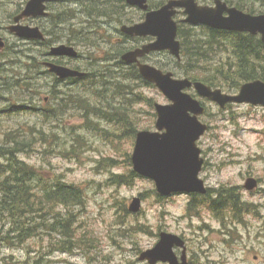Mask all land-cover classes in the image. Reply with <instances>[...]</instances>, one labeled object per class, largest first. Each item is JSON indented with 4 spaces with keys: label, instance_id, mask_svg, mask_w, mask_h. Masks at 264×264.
Masks as SVG:
<instances>
[{
    "label": "rangeland",
    "instance_id": "374dc122",
    "mask_svg": "<svg viewBox=\"0 0 264 264\" xmlns=\"http://www.w3.org/2000/svg\"><path fill=\"white\" fill-rule=\"evenodd\" d=\"M28 1L0 0V35L6 42V47L0 50V146L4 144L5 135L11 132L18 131L20 139L35 138L32 149L18 153V158L33 166L45 179L40 183L36 176L35 182L41 187L52 183L76 184L83 189L85 198L83 204L74 208L75 217L69 224L74 231L72 246L66 243L68 237L59 233L58 223L51 226L57 222L55 218L68 216L71 209L65 205L50 207L43 227L39 225L42 219L33 216L36 232L25 242L14 239L13 223L0 213V264H149L140 260V254L158 243L162 231L178 234L187 241L189 264H264V108L244 103L229 104L223 109L202 98L193 88L188 89L208 108L201 120L209 125V129L198 141L204 158L200 177L212 191L210 201L216 197L217 189L236 188L247 206L239 213L238 220L228 206L222 219L206 203L200 204L196 213L188 212L192 195L187 193L159 200L153 193L157 191L155 182L136 172L130 184L119 183L115 178L117 175L129 177L134 171L132 154L137 133L156 129L155 104L170 102L156 85L135 77H121L132 73L130 65L121 64L119 60L135 42L119 39L120 26L143 20L145 12L122 0L116 3L119 4L116 10H110L114 13L111 17L99 16L97 19L101 24L93 28L91 21L94 18L84 11L86 7H92V0H87L89 3L59 0L51 4V17L28 18L22 22L40 26L51 33L50 46L74 45L83 55L75 63L88 72L107 71L111 75L109 90L100 96L89 88L90 81L87 86V82L58 83L59 90H55V79L46 73L43 65L47 56L52 59L50 46L20 38L9 30L14 15ZM168 1L150 0V5L159 7L156 5ZM197 1L203 5L214 3V0ZM226 1L232 6H237L238 1L248 3L254 9L253 14L264 13V0ZM64 11L73 12L76 17H68L67 22L56 27V15ZM184 18V9H180L176 20L181 22ZM194 29L201 35L200 26ZM77 31L89 35L82 36L81 42H71V33ZM16 51H24L26 55ZM27 55H32L36 60L34 64L40 68L32 71L36 89L32 94L14 84L29 71L25 68L29 64ZM148 62L173 72L177 78L188 77L184 70L186 61L179 65L168 52L152 55ZM120 83L130 86L131 94H117ZM220 88L230 94L239 91ZM60 90L79 91L95 111L104 114L59 107L57 118L52 112L45 115L50 108L59 105V97L55 95L59 92L57 95L60 96ZM134 98L141 100L131 102ZM16 105L24 108L15 110ZM109 114L116 115L111 120ZM128 121L133 122L132 126L128 125L131 127H126ZM30 131L34 136L23 134ZM41 132L46 135V141L41 138ZM0 162L6 163L7 158L0 156ZM249 178L258 181V187L253 191L245 188ZM137 196L142 198V206L139 212L133 213L129 205ZM176 253L181 258L182 249H176Z\"/></svg>",
    "mask_w": 264,
    "mask_h": 264
},
{
    "label": "water",
    "instance_id": "95a60500",
    "mask_svg": "<svg viewBox=\"0 0 264 264\" xmlns=\"http://www.w3.org/2000/svg\"><path fill=\"white\" fill-rule=\"evenodd\" d=\"M57 0H29L24 9L14 16V23L9 30L20 38H46L38 26L22 24L30 17L47 16V3ZM131 6L146 11L145 19L134 24H123L122 33L132 37L151 36L155 39L135 49L126 51L122 59L127 64H137L142 77L155 84L170 100L167 104L156 103V130H141L137 133L132 163L139 175L152 179L158 193L168 197L175 193L206 194L208 187L200 177L204 165L202 149L198 141L207 132L209 126L201 120L207 107L188 92L193 88L202 98L217 103L225 108L229 103H248L264 107V81L254 80L244 83L238 93L230 94L221 88H214L201 80L188 77L177 78L171 71H164L142 59L152 53L168 51L177 59L182 58V44L178 38V22L175 16L184 9L186 18L183 22L191 25H206L214 29L260 34L264 43V13L252 14L225 0H215L214 5H202L197 0H169L160 8L149 10L148 0H127ZM6 46L0 35V49ZM53 56L77 57V49L68 44L51 47ZM49 70L60 79L84 77L86 72L52 61L46 62ZM255 178H249L245 187L257 188ZM142 206L140 196L134 197L129 205L133 213ZM176 248L182 249L181 258ZM140 260L149 264L158 262L168 264H189L185 239L175 233L162 231L160 240L151 249L140 254Z\"/></svg>",
    "mask_w": 264,
    "mask_h": 264
},
{
    "label": "trees",
    "instance_id": "16d2710c",
    "mask_svg": "<svg viewBox=\"0 0 264 264\" xmlns=\"http://www.w3.org/2000/svg\"><path fill=\"white\" fill-rule=\"evenodd\" d=\"M76 2L87 1V0H72ZM91 1V0H90ZM122 0H92L90 4L92 7H86V15L94 18L91 21V26L93 28L99 27L101 22L98 21V17L105 15L111 17L114 13L113 10L118 7ZM88 2V1H87ZM89 3V2H88ZM162 3L157 4L160 6ZM237 7L240 9H246L251 13H254L252 5L248 3L244 4L240 1L236 3ZM106 6V7H103ZM91 7V8H90ZM65 15L67 18H65ZM55 18L56 27L64 22L68 21L69 18L76 17L75 14L69 13L68 11L59 12ZM121 16V15H119ZM121 20V18H117ZM70 26V25H69ZM55 27V28H56ZM71 27V26H70ZM201 35L195 31L194 27L184 24H179V38L182 44V59L177 60V64L184 62L185 75L192 80H201L212 87H226L231 90H239L242 84L254 80L264 81V43L257 36L243 33V32H233L224 31L219 29H214L206 26H200ZM71 30V29H70ZM89 33L85 31H77L76 33H71V42L82 41V36H88ZM83 37V38H84ZM200 37H204L201 39ZM16 53L24 54V51H16ZM118 54V52H117ZM221 55V57H219ZM29 64L25 67L28 71L25 75L21 76L20 79L15 80L13 83L16 86H23L22 90L29 94L35 93V84H33L34 75L32 71L40 69L37 64H34L35 58L32 55H27ZM119 63L125 64L121 59ZM130 72L126 73L121 77H135L136 79L149 84L145 81L141 74L139 73L138 67L136 65H130ZM109 75L106 72L93 71L81 80V82H89V88L94 89L95 93L102 96L109 88L107 87L109 82ZM58 80L55 81V90L58 88ZM13 84V85H14ZM8 85V84H7ZM120 90L117 94L127 95L131 94L129 91L130 86H126L120 83ZM127 91H126V90ZM39 90V89H37ZM62 94L59 96V92L55 95L59 97V102L57 107L50 108L45 115L49 112L53 113L56 117V113H59V107H72L83 109L86 112L93 110L91 112H100L99 114H104L100 110L95 111L89 102L82 98V93L79 91H67L64 92L60 90ZM128 91L130 93H128ZM64 94V95H63ZM27 98V96H26ZM140 98L131 99V102L140 101ZM27 101L31 102L30 99ZM88 102V103H87ZM22 105H16L15 110L20 109ZM24 108V107H22ZM112 118L116 114H109ZM126 127H131L133 122L128 121ZM131 125V126H128ZM30 133L24 132V135H31ZM19 133L11 132L7 133L5 136L4 144L0 146V156L7 158L6 163L0 162V213L7 217L12 223V231L14 234V239L19 242H25L30 237H34L36 229L33 225L35 215H38L40 219L39 225L43 227L42 223H45V216L47 215V210L54 205H65L71 210L68 211L67 217H57L56 223L51 226H55L58 223L59 233L68 237V242L70 246L74 244V231L69 224H71L75 217L74 208L78 205L84 203V191L79 185L76 184H65V183H52L50 186L41 187L35 182V177L39 176V182L42 183L43 179L38 175L37 171L33 166L27 163L25 160L18 158V153L26 152L32 149L34 146L35 138H19ZM43 140H47L46 135L42 132L40 133ZM67 150V149H66ZM64 152V151H62ZM67 154L68 151H65ZM64 152V153H65ZM136 173L131 171V176H119L115 178L119 179V183L130 184V179L134 177ZM211 189L206 195L195 194L192 195V200L188 204V212H195L199 209L200 204H208L209 208L214 211L215 215L222 219L223 211L226 206H228L234 217H239V213L243 208H246L243 204L239 193L236 188H221L217 189L216 197L211 198ZM159 200H163V197L154 190ZM145 198V194L141 195ZM213 196V195H212ZM215 196V195H214ZM213 196V197H214ZM227 207V208H228ZM124 210H128L124 208ZM61 216V213H59ZM57 230V229H55Z\"/></svg>",
    "mask_w": 264,
    "mask_h": 264
},
{
    "label": "flooded vegetation",
    "instance_id": "af4514ba",
    "mask_svg": "<svg viewBox=\"0 0 264 264\" xmlns=\"http://www.w3.org/2000/svg\"><path fill=\"white\" fill-rule=\"evenodd\" d=\"M57 1H59V0H57ZM57 1H55V2H57ZM127 1V0H126ZM55 2H49V3H47V9H48V11L50 12V7H51V4L52 3H55ZM149 4H150V0H149ZM161 6V5H160ZM159 6V7H160ZM159 7H154V9H156V8H159ZM153 8L151 7V5H150V8H149V10H152ZM22 11V10H21ZM20 12V11H19ZM18 12V13H19ZM143 12H145V11H143ZM18 13H16V14H18ZM15 14V15H16ZM14 15V16H15ZM145 16H146V12H145ZM48 17H51V12H50V14L49 15H47V16H42V17H36V18H48ZM14 18V17H13ZM145 18V17H144ZM28 18H25V19H23L22 20V22L24 21V20H27ZM116 20V19H115ZM141 21H143L142 19L140 20V21H138V22H141ZM123 24H134V22L133 23H123ZM123 24H121V26L123 25ZM120 26V27H121ZM40 27V26H39ZM43 31V30H42ZM44 32V34H45V36H46V38L44 39V40H39V39H33L37 44H39V45H42V46H50V44H51V38H50V35L49 34H51V33H49V32H46V31H43ZM120 33L121 34H119L120 35V37H119V39L120 40H124V41H127V40H132V41H134L135 43L133 44V46L131 47V48H129L128 50H131V49H135V48H137V47H139V46H142L143 44H145V43H147V42H150V41H153L155 38L154 37H151V36H147V37H132V36H129V35H127V34H124V33H122L121 32V30H120ZM62 44H66V43H62ZM70 45V44H69ZM53 45H51L50 46V51H51V47H52ZM74 46V45H73ZM6 47V46H5ZM4 47V48H5ZM3 48V49H4ZM77 49V48H76ZM0 50H2V49H0ZM78 50V49H77ZM128 50H126V51H128ZM125 51V52H126ZM125 52H123L122 54H121V60L123 61V59H122V55L125 53ZM78 53H79V55L77 56V57H69V56H59V57H54V56H52L51 54H49L50 56H52V59H50L48 56H47V59H45L44 61H43V65L45 66V68H46V73H49V74H51L53 77H54V79H55V81L57 82V80H58V82L59 83H69V82H71V83H79V82H81V80L82 79H84L85 77H70V78H66V79H60L56 74H54V73H52V72H50V70L48 69V66L46 65V62H48V61H52V62H55V63H58V64H62V65H66V66H69V67H71V68H74V69H77V70H80V71H84V72H86L87 73V75L89 74V72L87 71V69H85V68H83L82 66H80V65H78V64H76L75 62H77L79 59H81L82 58V56L83 55H81V53L78 51ZM160 53H162V52H157V53H152V54H150V55H147V56H145L142 60L144 61V62H148V59L152 56V55H155V54H160ZM48 54V53H47ZM87 56H88V59H91V57H90V55H88V53H87ZM124 62V61H123ZM149 63V62H148ZM0 65H1V60H0ZM258 182V181H257ZM246 188V187H245ZM255 190V189H254ZM187 242V241H186Z\"/></svg>",
    "mask_w": 264,
    "mask_h": 264
}]
</instances>
